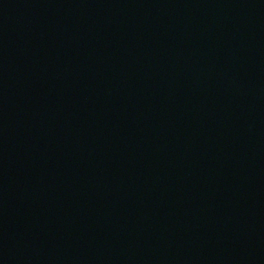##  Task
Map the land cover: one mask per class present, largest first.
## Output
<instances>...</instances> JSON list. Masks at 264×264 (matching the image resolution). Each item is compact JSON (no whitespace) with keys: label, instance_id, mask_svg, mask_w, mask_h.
<instances>
[{"label":"water","instance_id":"95a60500","mask_svg":"<svg viewBox=\"0 0 264 264\" xmlns=\"http://www.w3.org/2000/svg\"><path fill=\"white\" fill-rule=\"evenodd\" d=\"M0 264H264V0H0Z\"/></svg>","mask_w":264,"mask_h":264}]
</instances>
